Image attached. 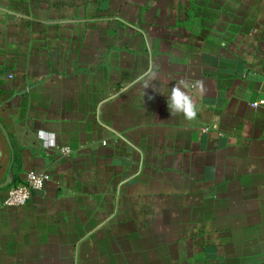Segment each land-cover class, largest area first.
<instances>
[{
	"label": "crops",
	"instance_id": "1",
	"mask_svg": "<svg viewBox=\"0 0 264 264\" xmlns=\"http://www.w3.org/2000/svg\"><path fill=\"white\" fill-rule=\"evenodd\" d=\"M261 99L264 0H0V264H264Z\"/></svg>",
	"mask_w": 264,
	"mask_h": 264
},
{
	"label": "built area",
	"instance_id": "2",
	"mask_svg": "<svg viewBox=\"0 0 264 264\" xmlns=\"http://www.w3.org/2000/svg\"><path fill=\"white\" fill-rule=\"evenodd\" d=\"M261 106H264V100L262 99L250 104L252 109H256ZM60 152L65 155L69 154V150L67 148L61 149ZM49 180V175L42 172L30 171L26 173L24 182L8 191L6 198L3 201V205L5 207L24 206L30 200L31 194L33 192L41 191Z\"/></svg>",
	"mask_w": 264,
	"mask_h": 264
},
{
	"label": "clouds",
	"instance_id": "3",
	"mask_svg": "<svg viewBox=\"0 0 264 264\" xmlns=\"http://www.w3.org/2000/svg\"><path fill=\"white\" fill-rule=\"evenodd\" d=\"M155 77H153L154 79ZM149 84L145 83L144 88H149ZM188 87L185 81H178L171 89L170 95L167 97V106L171 116L182 114L186 119H192L196 115V105L193 97L187 94L183 89ZM152 99V97H149Z\"/></svg>",
	"mask_w": 264,
	"mask_h": 264
},
{
	"label": "water",
	"instance_id": "4",
	"mask_svg": "<svg viewBox=\"0 0 264 264\" xmlns=\"http://www.w3.org/2000/svg\"><path fill=\"white\" fill-rule=\"evenodd\" d=\"M0 131H1L4 139L6 140L7 144L9 145V140H8L7 134H6L5 130H4V128L2 127L1 123H0ZM4 187H5V185H1L0 189L4 188Z\"/></svg>",
	"mask_w": 264,
	"mask_h": 264
}]
</instances>
